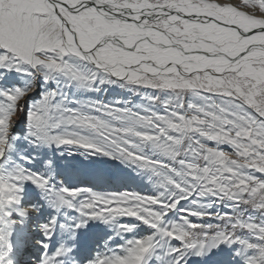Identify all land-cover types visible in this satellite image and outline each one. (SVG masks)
Masks as SVG:
<instances>
[{
    "label": "snow or ice",
    "instance_id": "snow-or-ice-1",
    "mask_svg": "<svg viewBox=\"0 0 264 264\" xmlns=\"http://www.w3.org/2000/svg\"><path fill=\"white\" fill-rule=\"evenodd\" d=\"M0 264H264V0H0Z\"/></svg>",
    "mask_w": 264,
    "mask_h": 264
},
{
    "label": "rangeland",
    "instance_id": "rangeland-1",
    "mask_svg": "<svg viewBox=\"0 0 264 264\" xmlns=\"http://www.w3.org/2000/svg\"><path fill=\"white\" fill-rule=\"evenodd\" d=\"M79 175V174H76ZM97 183H100V181H96ZM100 190H111L110 188H108L107 186H102ZM123 190V189H121Z\"/></svg>",
    "mask_w": 264,
    "mask_h": 264
}]
</instances>
